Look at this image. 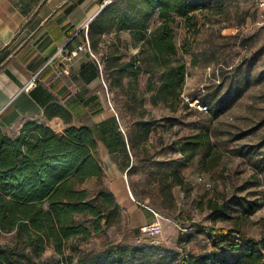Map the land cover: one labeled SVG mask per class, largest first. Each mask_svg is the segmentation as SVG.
Returning a JSON list of instances; mask_svg holds the SVG:
<instances>
[{
    "label": "rangeland",
    "instance_id": "obj_1",
    "mask_svg": "<svg viewBox=\"0 0 264 264\" xmlns=\"http://www.w3.org/2000/svg\"><path fill=\"white\" fill-rule=\"evenodd\" d=\"M210 4L211 9L195 14L193 30L185 29L181 19L171 23L176 58L186 66L184 94L207 89L208 113L185 110L177 101L170 108L161 101L152 104L147 74L120 78L116 68L105 74L102 62L113 49L123 55L122 61L139 53L138 43L127 34L121 33L119 42L106 37L98 46V97L112 117L94 128L95 157L103 175L80 187L94 204L100 202L99 193L113 191L120 208L102 234L69 242L76 251L66 249V256L98 254L114 243L145 247V255L127 264H180L183 253L177 238L184 233L192 237L185 245L191 254L211 248L200 228L240 231L257 240L264 237V23L253 0ZM218 72L220 86L215 82ZM158 75L151 76L156 87ZM140 122L145 125L139 126ZM200 133L207 136L205 146L179 168L178 144ZM129 192L141 206L125 197ZM253 200L260 206L246 215L244 209ZM212 203L224 204L226 214L213 215ZM136 210L140 216L132 219ZM78 221L88 218L80 216ZM150 222L160 225L154 237L145 233ZM13 239V233L0 232V245H12ZM42 259L51 263L60 258L48 244Z\"/></svg>",
    "mask_w": 264,
    "mask_h": 264
},
{
    "label": "trees",
    "instance_id": "obj_2",
    "mask_svg": "<svg viewBox=\"0 0 264 264\" xmlns=\"http://www.w3.org/2000/svg\"><path fill=\"white\" fill-rule=\"evenodd\" d=\"M211 1L112 0L89 24L90 50L96 55L106 37L112 36L119 42L120 34H127L132 42L138 43L139 53L122 61L123 55L113 49L105 55L102 71L108 74L116 68L118 76L127 79L147 74L150 78L147 91L152 93V104L161 101L170 108L177 101L185 110L199 112L189 108L182 98L186 66L176 58L171 23L181 19L185 29L193 30L197 23L195 14L211 9ZM99 64L95 65V71L91 70L90 79L100 76ZM154 74H159L157 87L151 81ZM217 75L220 78L218 76L216 84L220 86L222 77L220 72ZM190 97H197L210 111L207 89L191 93ZM86 106L92 116L101 112L96 96L89 98ZM45 114L51 116L49 108ZM118 121L117 118L115 124ZM142 124L145 125L138 123ZM206 140L207 136L200 133L180 142L178 167H186ZM122 141L125 148L123 138ZM96 149V136L85 125L69 124L62 133H56L49 126L30 121L21 127L15 138L0 131V232L14 235L12 245H0V264H127L145 255L142 245L114 243L106 245L98 254L79 253L75 258L65 255L66 249L76 251L75 247L68 246L69 242L102 234L119 213L120 206L111 191L99 193L100 202L94 204L88 191L80 187L86 180L100 179L103 175L95 157ZM259 206V202L253 200L244 213L250 215ZM210 210L216 217H222L227 207L212 203ZM80 216H87L88 221L79 222ZM200 229L206 233L210 250L187 253L185 245L192 237L184 233L177 238L183 253L180 264H264V237L257 240L224 228ZM48 244L52 245L59 261L50 263L42 259Z\"/></svg>",
    "mask_w": 264,
    "mask_h": 264
},
{
    "label": "crops",
    "instance_id": "obj_3",
    "mask_svg": "<svg viewBox=\"0 0 264 264\" xmlns=\"http://www.w3.org/2000/svg\"><path fill=\"white\" fill-rule=\"evenodd\" d=\"M107 1L0 0L3 134L15 138L30 121L49 126L56 133H62L69 124L89 126L94 132L105 118L112 117L98 97L99 77L90 79L91 70L95 71L99 61L90 50L89 41L88 48L85 47L89 24ZM79 46L83 50L78 51ZM92 96L98 98L101 109L96 117L86 106ZM48 108L49 117L45 114ZM127 195V199L139 205L130 192ZM139 210L132 219L140 216Z\"/></svg>",
    "mask_w": 264,
    "mask_h": 264
},
{
    "label": "built area",
    "instance_id": "obj_4",
    "mask_svg": "<svg viewBox=\"0 0 264 264\" xmlns=\"http://www.w3.org/2000/svg\"><path fill=\"white\" fill-rule=\"evenodd\" d=\"M112 0H109L105 3V5L109 4ZM254 5L257 9V12L259 14V17L264 23V0H253ZM87 29V24L85 25V30ZM85 47L88 48V38L85 37ZM78 51L83 50L82 46H79L77 48ZM217 80L215 81L216 83H219V78L218 75H216ZM33 85V80L30 83V86ZM203 91V90H201ZM200 91V92H201ZM184 103L188 105L189 108L191 109H196L197 111L201 113H207L208 112V107L201 103L197 97L193 98L190 97V95L185 96V94L182 95ZM161 231L160 225L157 222H153L150 225H148L145 229V233L148 237H154Z\"/></svg>",
    "mask_w": 264,
    "mask_h": 264
}]
</instances>
